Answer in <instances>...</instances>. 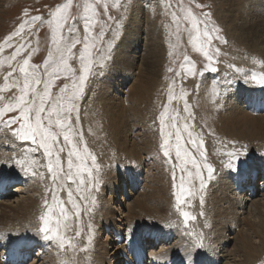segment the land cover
<instances>
[{"label": "rangeland", "instance_id": "rangeland-1", "mask_svg": "<svg viewBox=\"0 0 264 264\" xmlns=\"http://www.w3.org/2000/svg\"><path fill=\"white\" fill-rule=\"evenodd\" d=\"M220 1L221 0H156L154 2L155 4L151 5L152 7H149L150 16H148V20L151 23L153 22L151 24V27L157 34V40L162 38L160 43H162L161 45L163 47L164 56H162L160 59V61H162V64L158 72V79L161 83V88L159 89L160 92L158 91L159 93L156 96V105H154V109L152 113L149 114V116H144V121L150 118L152 131L151 137L154 136L153 138L155 141L156 155H149L151 159L149 158L148 160L144 156V159L148 164H150V166H153L151 162L155 163L154 161L159 160L160 165L156 164V166L154 167L155 169L149 171L148 174L150 177L151 173H153L152 177H154V181L159 184L161 183L160 186L163 184L162 186L164 187L165 185L164 189L166 190V192L168 191L167 193L170 205L169 202H164L165 204L163 205L164 207L166 206V204L169 205V215L171 219L169 218L168 221L162 219V216H164V214H167L165 213L166 211H163L164 213L162 212L163 215L160 212V216L157 214L150 215V210L148 209H150L152 205L151 207H148L151 204L149 199L147 202H144L146 207H148V209H145L147 210V212H143L144 214L140 213L141 217H137L136 220L127 219V222H125V220L121 218L122 215L119 214V211L114 218L111 217L108 219V221H104L101 217H99V212H96V208L100 207L102 204L107 205L108 203L109 205L107 206H111L110 210L117 212V209L119 208L118 204L122 203V205H120V211L123 209L125 210V208L131 205L133 200L138 199L139 196L143 194V191H147V186H145L146 179H152L149 177L146 178L147 166H140L139 174H136V177H134L135 181L132 184L128 185V189H125L127 195H124L125 192H123V190L121 189V183H123L124 180H126V182L128 181V179H126L127 177L125 176L126 172L123 174V171H117L118 175L114 177V173L111 175L106 174L110 166L114 168L116 165L118 166L119 164H121L120 160H125V154H123L125 152H122L120 154L117 153V149L111 135L109 134V132L105 131L106 129H104L102 124L98 121L99 117L96 116L97 114H91L89 112V109L86 105V101H88L86 97L88 93L87 90L90 84H92L94 80L102 77L104 75V70H106V67H109L111 65L113 49L115 43H117L118 41L121 30L125 26L127 12L131 7H133V5H136L138 3V0H72L70 13L72 17H75V19H70V23L72 24L75 31L71 34H68L67 28H65L64 34L66 36H69V39L83 40V37L85 35V18L91 15V13H85V7L90 4L95 9L96 13L95 16L92 17V19L96 21V24L91 29V31L94 33H99L100 25H104L105 39L103 41V45L105 54L110 56V59L105 64V67H97L94 70L95 74L90 76L89 81L85 85V90L81 98L77 101V109L72 113V124L77 132L75 143H77L81 148L86 146L88 151L96 157V164L98 165L99 171L94 172L93 175L97 178L99 184L97 187L93 188L90 193H84V195L88 197L87 201L80 198V193H77L76 184L74 183H68L64 187H57L56 191L58 193V196L65 202L66 210L69 216L67 221V229L62 227L60 230L61 235H63L64 237L66 246L64 248H61L59 246L58 240L44 239L43 234L38 232V228L40 225L39 217L46 210L44 207L45 201L47 200L49 204H52L51 189L53 187L51 176L48 173L46 167L47 160L44 157L43 150L33 153L30 151V149L35 147L34 145H32L30 142L20 141L18 138L12 135V129L18 127L17 124L5 126L4 124L0 123V135L3 133L4 137V135L7 133L6 135H10L12 138L14 137L13 139H11V141L6 140L2 143L3 150L8 151L7 153L12 154H10L11 158L9 159L12 165L10 166L9 162L0 164V172L3 173V171L7 170V172L4 173H7V176L10 174V176L8 177L0 178V200L4 196L5 198L7 197V199L15 197L12 194V189L16 188L13 186L14 184L18 185L17 187H21L22 182H26L27 185L32 182H36L39 186L37 192L29 193V195H37L39 198L38 206L35 210L32 211L31 209H29L27 212V209H22L23 212H21L20 210L15 211L16 213H14L13 211H9L8 209H2L3 213H0V264H3L1 263V259L3 256H5V252L13 253V245H18L17 243H20L22 241L25 233L24 230L26 229V231H29L32 228L34 229L35 237H38L37 239L41 243H34V245H32V248L28 250L29 255L27 258H25V260L22 261L23 263H26L27 261V263H29L32 260H36L37 262V259H40V257L43 255V262H45V264H68L69 262H74V264H87L88 258L86 261L84 254L87 253L89 246L96 245L97 241L100 238L106 239V237L108 238V243L109 239H111L110 242H112V247H115L117 245L116 248L111 249L113 251H116V253L112 255L110 254L108 256V264L113 262L118 254H120V258L122 260V257H126L127 252L129 253L128 249L132 250L131 254H129L132 257L135 254L133 250H135L134 248L137 245H139V247L143 249V255L140 258L142 262L140 264H148V259L153 253L158 254V251L161 252L160 250L164 251L168 249H172V252L181 253L184 255V259L180 258V261L178 260L181 264H211V256H213L214 253L218 252L220 249H222L220 255H230L229 252H231L233 247H235V243H239V241H235L234 237H236V234L239 233L241 227L244 226L243 223L245 221L243 219L245 218V216H247L246 213L243 216L244 218L242 217V215H239V218H242L241 221H238V224L240 226L236 229H228L229 231H226L224 236V234L219 233L220 227L217 226L216 221L212 219V217H210L211 214L209 212H205L211 209V203L213 202L211 195L214 190L218 189L221 184L226 183L225 185L227 186H225V189L227 188L226 190L228 192L226 193L227 195L225 196V198L228 197V199L230 198L231 201L233 193L236 192V188L234 187V184H236L237 180L236 178H242L246 175V178L244 180V183L246 184L250 179L249 172L251 171H255L253 181L249 180L250 184H254V186L256 187L257 192L254 195V199L260 198L258 193L264 191V185L262 187V190H260L262 186L260 185L262 183V174L264 175V173H262L263 171H261L259 168V166L261 167V165H263L264 163V142L248 144L249 142L247 138H238L235 140L234 137L228 139L227 137L220 135L218 132H211L210 134H206L202 127H204L206 131L207 123L211 122L209 117L210 114L206 112L208 111L207 108H209L212 104L215 105V103L218 102L219 99L217 98H220L219 95L223 93L222 90H225L226 93H228L227 89H222L225 86V83L221 80V82H219V79H216L217 75L220 74V71H222L223 77H228V81H230L228 83L230 84V86H235L234 89H237V87H242L244 89V93L240 96L242 98V100H240L242 101L241 105L246 107L248 105L247 102L254 99L256 96L255 101H257L258 98L261 102L260 108L256 111V113H254V116H264V86H261L250 79L253 73L257 74L258 76L261 73H264V53H259V50L257 48H249V46L241 41V39H238L236 37L239 33L238 26L242 24V22H254V18H252L253 20L250 19V17L253 16L249 14L252 12V10L253 12H256L257 6H262V8H264V0L238 1V3L234 6L236 10L238 9V12L236 11L237 15H234V29H227V23H229L227 19H225L226 22L223 24L222 22H218L215 17V11L217 7H221V11L223 12L225 10ZM67 2L68 0L0 1V45L3 46L2 49H0V107H2L6 103H14L15 97L20 95L18 88L6 87V85L18 83L22 86L23 74L19 72V67L23 64V61L25 59L29 60L30 65L38 66V70L42 79L45 78L44 69L52 65L53 60L58 59V53L55 51V46L52 44V27L49 25L48 21L52 19L51 13L55 11L58 6H61ZM105 4L107 5V12L105 11ZM189 12H191L192 15L199 21L207 20L209 30H214L212 31L213 37H220V39H212L211 47L209 49V55L212 57L211 62H209V60L203 55V53L194 50L190 43L191 36L195 35V32L191 28L190 19L186 18ZM34 16H40L41 19L39 21H32L31 17ZM261 18L262 20H264V9L262 10V12L259 10L257 20H260ZM25 20H28L29 23L25 25L24 29L20 32L19 35L13 37V39L10 41L11 47H9L8 44L5 43L6 39L12 36V34L17 31L19 26ZM262 22L264 23V21ZM251 26L249 25L248 29L254 28L253 24ZM200 27L201 29H203L204 25L201 23ZM17 47H21V51L19 52V54H17L14 60H11L12 66L10 67L9 60L12 57V54L16 51ZM81 47L82 44H78L76 48L73 49V52L77 57L79 55ZM185 57L188 58L187 62L185 61ZM239 57L243 59H245L246 57H255V61L253 62V64L249 63L250 65H241V63L237 61L238 59L240 60ZM99 62L100 61L98 60V63ZM69 63L71 64L72 68L76 70V75L78 76L79 61L77 59H72L69 61ZM240 67L244 68L243 71H236V69H240ZM13 68H15V71H13ZM170 68L173 71H169ZM188 68H191L192 71H188ZM213 68L217 69V71H212ZM9 73H12V75L8 76ZM207 78L208 80L206 81L210 84L207 88V94L209 95L207 97L209 99L211 96L210 99L211 101H213L211 103H208V99L204 100L205 102L202 101V103L204 102V106L200 102L197 103L198 98H196V95L198 94L197 89L200 83L202 81H205V79ZM66 83L70 84L71 80L65 79L63 76L57 79L52 87L53 94H58L59 89ZM194 86H196L197 89H194ZM39 87L42 91V85ZM124 88L127 89V86ZM170 88L171 94L176 97V99H173L171 101H169L168 98L170 94ZM214 89L218 91L219 95H214ZM260 92H263V95L259 98L258 95ZM206 101L208 105L206 104ZM199 105H201V107H199ZM165 106H167L169 113V123H171L170 116L178 115V119L176 122L181 127V129H183V127L187 125L188 131H192L193 135L198 140H203V150L205 151L204 162L211 164L214 169V175L211 180L208 179L207 170L205 169L203 171V176L206 181V187L204 189H199L198 180L194 181L196 195L187 198V200L182 203L180 209H177L176 207L174 195L176 189L173 188L174 180L172 169L173 164L176 163L175 155L173 152L172 160L169 161L163 156L162 150L160 148L162 138L160 135L161 125L159 122V118L160 113L165 110ZM202 107L205 110H202V117L200 118V121L202 123L204 122L203 124H201V122H198V114L196 110H200ZM14 115H18V112L4 113V115L0 117V120H7ZM97 124H99V126ZM165 131H172L174 134L175 130L166 128ZM80 135H82L83 137L82 141L80 140ZM182 135L184 140H187V133L183 132ZM133 140H135V138H133ZM60 142L61 144L63 143L62 137L60 138ZM187 147L194 154L198 155L191 144H187ZM234 149L239 151L247 149V155L238 164V171L230 169L226 166L229 161V156L227 155V153L232 152ZM120 155L123 157V159ZM13 156H17L19 158L14 160ZM23 159H34L38 161V163L33 166L35 174H33L32 170L25 173L19 167L16 161ZM144 159L143 163L145 161ZM60 160L63 167L67 169V149L65 150V152L60 153ZM126 161L128 164L131 162L127 159ZM91 163V159H89V166H91ZM131 165L132 166L130 168L134 166L133 163ZM157 168L162 172L157 170ZM133 170L137 171L136 169ZM121 174H123L124 176ZM179 176L180 172L179 169H177L175 180V183L177 185L179 184ZM216 182L219 183L217 184ZM166 183L169 186L166 185ZM116 187H118V189L120 188V192L115 197L114 192ZM69 188L72 189L73 196L79 205V218L76 217L77 209L72 208L71 204L67 203V193ZM245 189L246 188L244 186L241 192L242 194L247 193V191L245 192ZM24 196L27 195H23V197ZM201 197H203V204H201ZM240 197L242 198L243 195H240ZM262 201L263 200H259V203ZM215 203L221 205L223 201L221 199H218V201ZM85 204L87 205V207H85ZM55 211L58 213L59 210L56 209ZM181 211L189 212L190 216L194 217V219H190L185 222L184 218L180 214ZM205 215H207V217ZM22 216L25 217L23 218ZM263 216L262 219L264 221ZM2 218L3 222L1 221ZM14 219L15 221L13 222ZM17 219L20 220L18 221ZM118 219L122 220V222H117ZM16 220L18 222H16ZM251 220L255 221H253L254 226L252 227V230L254 229V231L255 229L259 231L258 229L260 228V226L264 225L263 221L259 222L260 220L258 219V217H253ZM104 222H106V224H109L103 225ZM257 223H260V225H258ZM9 224L12 226H10ZM255 224H257L259 228ZM135 225H137V229L132 231ZM2 226L3 229H1ZM156 227L161 229V234L162 232L172 234V237L169 238L170 244L166 245L165 247L163 246V248H160V246H162L163 244V242L161 241L156 242V245H151V230L152 228ZM8 229H10V231ZM77 232H79L80 235H77ZM246 233L250 234V231H247ZM226 236L227 242L225 241L221 245L219 239L225 238ZM249 236L252 235L250 234ZM199 237L203 238L204 244L206 245L205 247H195V241ZM231 238L233 239L231 240ZM255 238L254 236H252V239ZM186 243L189 246H187ZM261 243L262 242L257 243V245L260 246V249H258L260 251L257 256H254L251 259L253 260L252 264H264V246H262ZM42 244H45L47 246H45V252L43 251V247L41 248ZM107 247L108 249H106L105 247L104 250L110 253V246L108 245ZM180 248L182 249L180 250ZM36 250L38 252H36ZM36 253L37 256H35ZM227 255L224 257L220 256L217 264H230L229 260L231 258L229 259ZM246 260H249L248 256H246L245 259L242 257L241 261H244L242 262V264H245ZM89 261L91 262L92 260L90 259ZM41 262L42 260L40 259L39 262L35 264H40Z\"/></svg>", "mask_w": 264, "mask_h": 264}, {"label": "bare ground", "instance_id": "bare-ground-1", "mask_svg": "<svg viewBox=\"0 0 264 264\" xmlns=\"http://www.w3.org/2000/svg\"><path fill=\"white\" fill-rule=\"evenodd\" d=\"M0 1H4V0H0ZM155 1L156 0H138V3L136 5H133V7L129 9L126 15L127 18L125 21V26L121 30L118 41L117 43H115V46L113 49L111 65L109 67H106V70H104V75L100 77L99 79L94 80L92 84H90L87 90L88 93H87L86 98L88 101H86L87 102L86 105L89 109V112L91 114H95V113L97 114L96 116L99 117L98 121L102 124L104 129H106L105 131L109 132V134L111 135L112 140L115 143L117 153L120 154L122 152H125L123 153L125 154V160H122V161L120 160L121 164H119L118 166L116 165L114 168L110 166L108 171L106 172V174H110V175L114 173L113 177L118 175L117 171H120V170L123 171V174L125 172L127 173V174L125 173V176L127 177L126 179H128V181L126 182V180H124L123 183H121L122 185L121 189L123 190V192H125L126 188L128 189V185L132 184L135 181L134 177H136V174H139L140 166L142 165L147 166V174H146V178H147L149 177L148 172L151 170H154L155 169L154 167L156 166V164L160 165L159 160H157V161H154L155 163L151 162L153 166H150V164H148L147 161L144 159L146 157V159L148 160L150 158L149 155H153V156L156 155L155 141L153 138L154 136L151 137L152 131H151V125H150L151 124L150 118L144 121V116L145 117L147 115L149 116V114H151L154 109V105H156L155 104V100L157 99L156 96L160 92L159 89L161 88V83L158 79V76H159L158 72L162 64V61H160V59L162 56H164L163 47L161 45L162 43H160L162 38L157 40V34L154 32V29L151 27V24L153 22L151 23L148 20L149 19L148 16H150L149 7L155 4L154 3ZM238 1L240 0H221L220 3L225 8L224 12L221 11V7L216 8L215 17L217 21L222 22L223 24L226 22L225 19L229 21V23H227L228 24L227 29L235 28L234 27V15L236 14V11L238 12V9L236 10L234 6L235 4L238 3ZM257 8L261 12L264 9L262 8V6L261 7L257 6ZM257 8H256V12H253L252 10V12L249 14L253 16V17H250V19L254 18V22L252 21L251 23H247V22H242L241 20L242 24L238 26L239 33L236 37L238 39H241V41H243L247 46H249V48L254 47L259 50V53L261 52L264 53V23L262 22L264 20H262V18L260 20H257L258 15H259V10ZM252 24L254 28L256 29L254 28L248 29L249 25L251 26ZM235 25H236V22H235ZM254 58L255 57H251V58L246 57L245 59L240 58V60L238 59L237 61L240 62L241 65L242 64L248 65L249 63L253 64V62L255 61ZM240 69L243 70L244 68L240 67ZM216 79L217 80L219 79V82L223 81L225 83V86L222 85L224 87L222 88L221 86V88L227 89L228 93H226L225 90H222L223 93L221 92L222 94L219 95L220 98L216 97L217 99H219L218 102H216L215 105L213 104L211 106L209 105L210 107L207 108L208 111L206 112L210 114L209 117H210L211 122L207 123V127L205 126L207 132L205 131V128L202 127L204 132L206 134L207 133L210 134L211 132L213 133L218 132L220 135H223L227 137L228 139L234 137L235 140L238 138H244V139L247 138L249 142L248 144L256 143V142L257 143L264 142V116L263 115H262L263 117L254 116V113H256V111L260 108L261 101H259L258 98H257V101H255L256 96L254 95L255 98L248 101L247 102L248 105L246 107L242 106L241 105L242 101H240L242 100V98L240 96L244 93V89L242 87H237V89H234L235 86L233 85L230 86V84L228 83L230 82L228 81V77H223L222 71H220V74L217 75ZM206 80H208V78L205 79V81H202L200 83L198 89L196 86H194V89H197V92H198V94L196 95V98H198L197 103L200 102L202 105H204V102H205L204 100H207L208 99L207 96H209L207 94L208 93L207 88L210 84ZM126 86H127V89L124 88ZM262 95H263V92H260L258 97L260 98L262 97ZM210 98L208 99V103H211L213 101V100L211 101ZM202 101L204 102L202 103ZM206 104H207V101H206ZM199 107H201V105H199ZM196 110L198 114L197 120L198 122H201L200 121V118L202 117L201 112L202 110H204V108L202 107L200 110L199 109H196ZM205 116H208V115H205ZM203 123L201 122V124ZM97 125L99 126V124ZM6 134L4 135V137H3V133L0 135V164L8 163V162L10 163L9 159L11 158V155H12L11 153H7L8 151L3 150V146H2L3 141H6V140L11 141V139L14 138ZM133 138H135V140H133ZM13 157H14V160L19 158L17 156H13ZM126 159L130 160L131 162L128 164ZM143 159L145 160L144 163H143ZM132 163L134 164V166L130 168L132 166L131 165ZM11 165L12 164L10 163V166ZM259 168L261 171H263L262 173H264V169H263L264 163L263 165H261V167L259 166ZM133 169H136L137 171H134ZM157 170L159 169L157 168ZM4 172H7V170L3 171V173L0 172V178L10 176V174L7 176V173H4ZM254 172L255 171L249 172L250 174L249 180L251 181H253ZM152 175L153 173H151L149 177L152 180L146 179V182H145V186H147L146 188L147 191L146 192L143 191V194H141L138 199L134 198L136 200H133L131 205L125 208V210L123 209L120 211V205H122V203L118 204L119 208L117 209V212L110 210L111 206H107L109 205L108 203L107 205L102 204L100 207L96 208L97 210L96 212H99L98 213L99 217H101L104 221L106 220L108 221L109 218L111 217L114 218L119 211V214L122 215L121 218L124 219L125 222H127V219L136 220L137 217H141L140 213H143V212L145 213V211L147 212V210L145 209L146 208L148 209V207H151L152 205V207L148 209L150 210L149 211L150 215H153V214L159 215L160 212L162 213L163 211L164 212L166 211L165 213L167 214H164V216H162V219L165 221H168L169 218L171 219L169 215L170 202L168 200L169 199L168 193H167L168 191L166 192V190L164 189L165 185L163 187L162 186L163 184L160 186L161 183L159 184L155 182L154 177H152ZM245 178H246V175L242 178H236L237 180H236V184H234V187L236 188V192L237 191L239 192L233 193L234 198L231 197L232 199L231 201H230V198L229 199L228 197L225 198V196L227 195L226 193L228 192L226 190L227 188L225 189V186H227L225 185L226 183L221 184L218 189L213 191L212 195L210 194L212 196L213 202L211 203V209L209 211H206L205 213L209 212L211 214L210 217H212V219L216 221L217 226L220 227L219 233L224 234V236H225L226 231H229L228 229H231V228L236 229L237 227L240 226L238 224V221L239 220L241 221L242 218H239V215H242V217L244 216L245 213L247 215L245 216V218L243 217L244 218L243 220L245 221L243 223L244 226L241 227L239 233H237L236 237H234L235 241L237 242L239 241V243L234 242L236 245L235 247H233L231 252H229L230 253L229 256L227 254L223 256L222 254L220 255V252L222 249H220L218 252H215V253L213 252L214 255L211 256V260H212L211 264H217L220 256L224 257L226 255L229 257V259L231 258L229 260L230 264H242V262H244V261H241L242 257L245 259L246 256L249 257V260H246L247 262L245 261V264H252L253 260L251 259L254 256H257L260 251L258 250L260 249L259 248L260 246H258L257 243L262 242L261 244L262 246H264V243H263L264 225H262L261 223L262 226H260L259 228L258 225H260V223H257L258 225L255 224L258 226L259 229L258 228L257 229L259 231H257L256 229L254 231V229L252 230V227L254 226V223H253L254 220H251L253 217H258V219L260 220V221L258 220L259 222L263 221L262 216L264 214V191H261L260 193H258L260 198L254 199V195L257 192L256 187L254 186V184L251 185L249 180L245 184L244 183ZM216 183L218 184L219 182H216ZM166 185L168 184L166 183ZM260 185H262L260 189L262 190V187L264 185V175L263 174H262V183ZM13 186L16 187L12 189V194L15 197L7 199V197L5 198L4 196L3 198H1L0 213L1 212L3 213L2 209L4 210L8 209L9 211H13L14 213H16L15 211H20V210L21 212H23L22 209H27V212L29 209H31L32 211L35 210L38 206L39 198L37 195L31 196L29 195V193L37 192L38 187H39L38 184L36 182H32L27 185L26 182H22L21 187L23 188V190L21 187H17L18 185L16 184H14ZM244 186L246 188L245 192L247 191V193L242 194L241 192ZM119 190L120 188L119 189L118 187L115 188V192H114L115 197L119 194L120 192ZM20 194L27 195V196L23 197V195H20ZM124 195H127L126 192ZM240 195H243L242 198L244 199H242ZM149 199H150L151 204L150 206L146 207L144 202H147ZM218 199H221L223 201L221 205L220 204L218 205L217 203H215L218 201ZM259 200H263V201L259 203ZM164 202L165 203L169 202V205L166 204V206L164 207L163 205L165 204ZM205 216L207 217V215ZM15 219L13 220V222L15 221ZM2 220L3 218L1 219V221ZM17 220L16 222H18L20 219L18 221ZM117 222H122V220L118 219ZM108 224L104 222L103 225H108ZM263 224H264V221H263ZM204 225H205V222H204ZM1 229H3V226ZM135 229H137V225L134 226L132 231H134ZM8 230L10 231V229ZM245 231L246 232L250 231V234L254 236V238L255 237L256 238L252 239V236H249L250 234H247ZM24 232L26 234L24 233L22 241L20 243H17L18 245L13 243L14 244L13 253L5 252L6 254L5 256L2 257L1 263L3 264H35V263H38L39 260L41 259L42 262L40 264H45V262H43L44 260L43 255L40 257V259H37V262L36 260L35 261L32 260L29 263H27L28 261L26 263L22 262L23 260H25V258L28 257L29 255L28 250L32 248V245H34V243H38V244L41 243L37 239L38 237L37 238L35 237L33 228L30 229L29 231H26L25 229ZM160 232H161L160 228L158 227L152 228L151 230L152 235L150 237V240H152L151 245H156V242H160V241L163 242L162 246H160V248H163V246L165 247L166 245L170 244L169 238L172 237V234L166 233V232H162L161 234ZM233 236H230V237H233ZM106 239L100 238L97 241L96 245L89 246L87 253L84 254L86 261L88 258L87 264H108V256L110 254L112 255L116 253V251H113L111 249L116 248L117 245L115 247L114 246L112 247V242H110L111 239H109V243H108L107 237ZM232 239L233 238H231V240ZM130 240H131V236H130ZM219 240H220L219 242H221V245H222V243H224L225 241L227 242V236ZM108 245L110 246L109 248V250H111L110 253L104 250L105 247L106 249H108L107 247ZM45 246H46L45 244H42L41 246V248L43 247V251L45 250ZM187 246L189 245L187 244ZM134 249L135 250H133V252H135V254L132 257L129 255L131 254L132 250L128 249L129 253L127 252L126 257H122L125 261L123 259L121 260L120 254H118L116 259L109 264H140L142 262L140 258L143 255V249L139 247V245H137ZM181 249L182 248H180V250ZM160 251L161 252L158 251V254L153 253L149 257L148 264H181L179 262L180 261L179 259L180 258L184 259L183 254L172 252V249H168L164 251L160 250ZM36 252L38 251L36 250ZM35 256H37V253ZM90 259L93 261V263L92 261L91 262L89 261ZM46 264H51V263H46ZM68 264H74V262L72 263L69 262ZM77 264H80V263H77Z\"/></svg>", "mask_w": 264, "mask_h": 264}, {"label": "snow or ice", "instance_id": "snow-or-ice-1", "mask_svg": "<svg viewBox=\"0 0 264 264\" xmlns=\"http://www.w3.org/2000/svg\"><path fill=\"white\" fill-rule=\"evenodd\" d=\"M72 7V0L58 6L55 11L51 13L52 19L48 21L52 27V44L55 46V51L58 53V59L53 60L52 65L44 69V77L41 78L38 66L30 65L29 60L25 59L23 64L19 67V72L23 74L22 86L18 83L6 85V87H16L20 93L15 97L14 103H6L0 107V117L4 113L18 112V115L11 116L7 120H0V123L5 126L17 124L18 127L12 129V135L20 141L30 142L35 147L30 151L33 153L43 150L44 157L47 160V170L52 180V204L45 201V212L39 217L40 225L38 232L43 234L46 240H58L59 246L64 248L65 240L61 235V228L67 229L68 212L66 210L65 202L61 200L56 191L57 187H64L68 183L76 184V191L80 193V198L87 201L88 197L84 195L85 192L98 186L99 181L93 175L98 172L99 168L96 164V157L88 151L87 147H80L75 143L77 132L72 124V113L77 109V101L81 98L85 85L89 81L90 76L95 74L97 67L103 68L110 59V56L105 54L103 41L105 39L104 25H100L99 33H94L91 29L96 24L92 19L95 16V9L92 5L85 7V13L91 15L85 18L84 29L85 35L83 40L69 39V36L64 34V29L67 28V33L71 34L75 31L70 19L74 20L75 17L71 16L70 8ZM105 11L107 12V5L105 4ZM188 19L191 21V28L195 35L191 36L190 43L194 50L203 53V55L211 62L212 57L209 55L212 39H220L219 36L213 37L212 31L208 28V21L197 20L191 12L187 14ZM40 16L31 17L32 21H39ZM29 21L25 20L12 36L8 37L5 41L11 47L10 41L13 37L20 34L25 25ZM204 27L201 29L200 24ZM78 44H82L78 57L73 52ZM0 45V49H2ZM22 47V45H21ZM21 47H17L16 51L12 54L9 60L11 67V60H14L21 51ZM218 51V49H217ZM77 59L79 61V75H76V70L72 68L69 63L70 60ZM98 60L100 61L98 63ZM188 58L185 57L187 62ZM50 68V70H49ZM243 71L242 69H236ZM15 71V68H13ZM169 71H173L171 68ZM188 71H192L188 68ZM212 71H217L213 68ZM9 73L8 76H11ZM63 76L65 79H70V84H65L59 89L58 94H53L52 87L57 79ZM247 78V77H246ZM7 79V77H6ZM250 79L264 86V73L259 76L253 73ZM42 85V91L40 87ZM169 101L176 99L171 94L169 89ZM214 95H219L218 91L214 89ZM183 98V97H181ZM78 119V116H77ZM178 115L170 116L167 106L165 110L160 113L159 122L161 125L160 135L162 142L160 148L163 156L169 161L172 160L174 152L176 163L173 164V188L175 202L177 209L181 208L183 202L187 198L195 196L196 190L194 181H199V189L206 187V181L203 176V171L207 170L208 179L211 180L214 175L213 166L205 161L204 142L202 139H197L192 131H188V126L185 125L183 129L177 124ZM166 128L174 129L172 131H165ZM187 133V140H184L182 133ZM62 137L63 143L61 144L60 138ZM80 140H83L80 135ZM187 144H191L196 150L198 155L189 150ZM67 149V169H65L60 160V153L65 152ZM229 161L227 167L238 171L239 162L247 155V149L243 151L233 150L227 153ZM91 159V166L88 160ZM203 162V163H202ZM16 163L25 172L30 170L35 171L33 166L38 163L36 160H17ZM179 169V184L175 183L176 170ZM59 182V183H58ZM67 203L71 204L72 208L77 209L76 217L79 218V205L73 196L72 189H68ZM203 197H201V204H203ZM85 207L87 205L85 204ZM58 209V213L55 211ZM181 216L185 222L194 217L190 216L189 212L181 211ZM77 235H80L77 232ZM203 238L199 237L195 241V247H205Z\"/></svg>", "mask_w": 264, "mask_h": 264}]
</instances>
